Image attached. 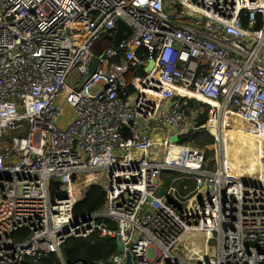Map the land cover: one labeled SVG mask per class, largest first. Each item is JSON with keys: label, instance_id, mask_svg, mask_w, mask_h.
I'll return each mask as SVG.
<instances>
[{"label": "built area", "instance_id": "2783aa9c", "mask_svg": "<svg viewBox=\"0 0 264 264\" xmlns=\"http://www.w3.org/2000/svg\"><path fill=\"white\" fill-rule=\"evenodd\" d=\"M119 20L131 35L92 73ZM191 100L211 106L204 125ZM234 122L250 168L229 153ZM200 127L214 144L177 139ZM92 186L106 203L78 217ZM191 232L217 233L213 257L177 246ZM95 233L133 264H264V0H0V264H124L118 247L65 260Z\"/></svg>", "mask_w": 264, "mask_h": 264}, {"label": "trees", "instance_id": "16d2710c", "mask_svg": "<svg viewBox=\"0 0 264 264\" xmlns=\"http://www.w3.org/2000/svg\"><path fill=\"white\" fill-rule=\"evenodd\" d=\"M142 53L144 57L147 56V53L145 51H142ZM129 74L131 76L133 74L144 76L146 72L144 70V67H140L133 69ZM129 91H134V87L132 85H129ZM189 107V114H191L192 109H203V112H199L198 116L196 117V123L198 126L204 125L208 119L211 106L206 103L191 100L189 102ZM190 136L194 144L200 146L212 145L216 141L214 133L204 127H200ZM214 152V149L208 150V155L210 156ZM105 203V191L100 186H92L87 191L84 199L76 206L74 210L75 215L80 217L90 212L100 210L101 208H103ZM116 251L117 239L111 236L101 237L98 233H95L91 237L84 239L71 238L62 246V252L67 262H72L79 259L87 262L98 260L105 261L108 260L110 256ZM52 261L55 262V264H58L54 256H52L51 259H46L43 264H52Z\"/></svg>", "mask_w": 264, "mask_h": 264}, {"label": "rangeland", "instance_id": "374dc122", "mask_svg": "<svg viewBox=\"0 0 264 264\" xmlns=\"http://www.w3.org/2000/svg\"><path fill=\"white\" fill-rule=\"evenodd\" d=\"M110 45H111V42L109 41V39L101 37L93 43V51L97 54V56L102 57L104 55L106 49ZM131 77L132 76L130 74H128L127 75V81H129ZM98 87L99 86H97L94 89V91H96L98 89ZM73 118H74V112L72 111V109H70L66 105H63L60 123L65 126ZM172 140L175 141L176 138L172 137ZM196 146L200 147V148L205 147V146H200L197 144H196ZM240 147H242V144H240ZM247 149H250V148L247 147ZM162 177L165 178L168 182V179H167L165 173L162 175ZM217 240H218V236H217L216 232H191V233H188L184 237V239L178 243L177 246H179V247H182L184 245L193 246L197 251H201V252L213 257L216 246H217Z\"/></svg>", "mask_w": 264, "mask_h": 264}, {"label": "water", "instance_id": "95a60500", "mask_svg": "<svg viewBox=\"0 0 264 264\" xmlns=\"http://www.w3.org/2000/svg\"><path fill=\"white\" fill-rule=\"evenodd\" d=\"M132 33V28L125 23L123 20H119L117 22L116 25V32L114 35L110 36V35H105L103 36L106 39H109V41L111 42L110 46H114L117 47L122 41L126 40ZM109 46V47H110ZM99 57L97 56L95 59V62L92 66L91 72L94 73L95 68L99 62ZM154 66V61L150 60L149 64L147 65V67L145 68V72L149 73L152 69V67ZM194 131L190 130L188 133L186 134H180L177 136V139H181L183 137H187L189 135H191ZM164 192V188L161 187L159 194L161 195ZM117 247L120 251H125L126 252V262L124 264H133V260H132V254L129 250H126L122 241L120 239H117ZM106 264H113L112 262H107Z\"/></svg>", "mask_w": 264, "mask_h": 264}, {"label": "bare ground", "instance_id": "6f19581e", "mask_svg": "<svg viewBox=\"0 0 264 264\" xmlns=\"http://www.w3.org/2000/svg\"><path fill=\"white\" fill-rule=\"evenodd\" d=\"M190 95H192V93ZM237 123L234 122V133H231L232 136L228 144V150L230 155H235L237 157L238 162L241 166L245 168H250L253 165V160L251 159L255 157L254 153L250 159V156L249 158L246 156L247 149L245 150L242 149L241 151H239V147H240L239 141L248 144L251 148L254 149V146L249 141V133H248L249 126L247 124H241V122L240 123L237 122Z\"/></svg>", "mask_w": 264, "mask_h": 264}, {"label": "crops", "instance_id": "0c3cea01", "mask_svg": "<svg viewBox=\"0 0 264 264\" xmlns=\"http://www.w3.org/2000/svg\"><path fill=\"white\" fill-rule=\"evenodd\" d=\"M203 110V109H202Z\"/></svg>", "mask_w": 264, "mask_h": 264}]
</instances>
